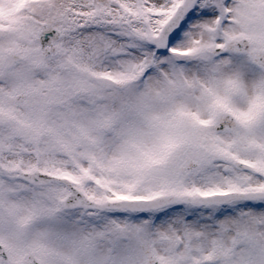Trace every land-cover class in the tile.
Masks as SVG:
<instances>
[{"label":"snow or ice","instance_id":"1","mask_svg":"<svg viewBox=\"0 0 264 264\" xmlns=\"http://www.w3.org/2000/svg\"><path fill=\"white\" fill-rule=\"evenodd\" d=\"M0 264H264V0H0Z\"/></svg>","mask_w":264,"mask_h":264}]
</instances>
